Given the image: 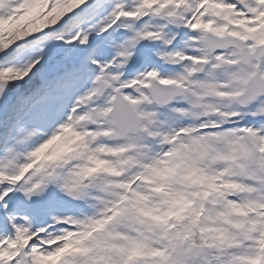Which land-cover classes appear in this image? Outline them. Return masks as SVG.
Wrapping results in <instances>:
<instances>
[{"label": "snow or ice", "instance_id": "1", "mask_svg": "<svg viewBox=\"0 0 264 264\" xmlns=\"http://www.w3.org/2000/svg\"><path fill=\"white\" fill-rule=\"evenodd\" d=\"M0 264H264V0H0Z\"/></svg>", "mask_w": 264, "mask_h": 264}]
</instances>
